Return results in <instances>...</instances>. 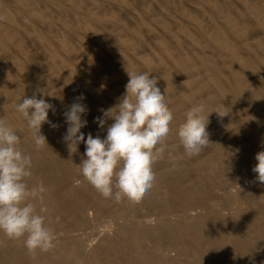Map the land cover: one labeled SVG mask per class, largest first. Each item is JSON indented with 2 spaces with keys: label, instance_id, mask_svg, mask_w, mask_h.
I'll return each instance as SVG.
<instances>
[{
  "label": "bare ground",
  "instance_id": "obj_1",
  "mask_svg": "<svg viewBox=\"0 0 264 264\" xmlns=\"http://www.w3.org/2000/svg\"><path fill=\"white\" fill-rule=\"evenodd\" d=\"M139 1L145 5V8L144 6L142 8V14L146 17L147 15L152 16L156 25L153 23L149 25L145 22L139 11H134L137 8L134 9V4L129 0H0V119L16 134L31 133L27 121L16 111V107L24 98L36 95L37 91L33 87L47 80L44 85L48 84L51 90L49 93L40 95L39 99L42 98L52 105V109L48 112V120L58 118L56 116L60 115V112L57 111V108L64 107L65 112L74 102L82 103L88 111L82 116V119L87 120V126L81 130L86 132L89 130L95 138L98 136L96 133H99V129L97 131L93 128L95 124H98L94 120L96 117L103 116L102 109L113 108L119 103L120 98L125 94V85L129 81L128 72H148L150 78H157V87L160 88L162 94H165L172 113L174 110H176V114L179 111H185L180 114L184 116L180 119L173 115L170 132L165 140L178 138V128L186 119L187 110L184 108V103L191 102V97H194L195 94L204 92L202 93L206 95L203 98L204 115H209L208 138L210 143H214L209 145L215 147L214 153H216L213 155V159L216 158L214 162L212 159L205 163L212 164L213 162L215 164L220 158L222 164L229 165L230 174H232L231 169L233 168L232 176L235 179V177H242L241 168L243 166L241 167L240 163L246 160L245 165L250 169L247 171L252 172L256 177L257 174L252 171V168L258 163L255 157L258 152L264 151V77L261 74L258 76V80L261 79L263 86L262 91L257 88V82L254 79L258 74L256 70L262 68L264 71V54L262 60L260 59L262 67L254 66L249 58L251 51L247 46H244L242 38L247 40L250 36L264 32V28H262L264 26V0H237L238 5L233 4L235 6L227 2L231 5H228L230 10L227 9L225 0ZM173 5L176 6L173 7ZM167 6L175 8L180 15L189 19L185 22L191 25L192 30H188L190 26L188 27L187 24L188 28H185L184 25L182 37L187 45H190V50L184 43V47H182V37L174 35L171 31L172 27L166 21L156 17L155 14L159 15V13L154 12V8L163 14L162 10H166ZM241 8L244 9L241 11ZM178 18L173 21L176 23ZM146 20L148 19L146 18ZM252 20L254 25H250ZM176 26L173 27L177 30L179 23ZM189 31H192V34ZM157 33L158 35L160 33L159 36L162 34L166 37L162 36L152 46H150L149 40V42H145V39H151ZM260 37L256 43L261 45L264 50V36L261 39ZM254 70L256 73L253 72ZM189 74L192 79L185 80ZM200 74L202 79L197 80L196 77ZM101 93H104L105 97L100 95ZM81 95L83 96L82 100L78 99ZM193 106L195 105L192 104L191 107ZM216 111L226 115L221 117ZM113 113H115V109ZM255 124L260 125V127L256 126L259 129L252 128L251 125ZM18 147L20 148V145ZM32 150L34 149L32 148ZM36 154L31 155V160H35ZM33 168L35 169L34 165ZM34 183L36 184V182ZM260 184L264 186V183ZM261 185H259L260 188H262ZM233 188L235 190L232 192L235 194L236 189L239 190V188L236 186ZM45 197L48 196L45 195ZM51 199L53 200V198ZM189 214L194 218L199 216L196 217V213ZM237 217L235 215L232 219L235 220ZM224 218L226 217L224 216ZM106 235H102L103 238L110 241L108 234ZM99 237L95 242H93L94 238L92 242L90 241L91 243L83 242L82 245L77 244L75 240L67 242L68 254L75 256L78 247H82L81 250H84L82 251L83 255L89 253L90 250L94 251L95 246L104 241L100 234ZM240 238L238 239L243 241ZM246 238L245 241L248 240ZM53 255L50 254L52 257ZM209 255V259L213 260V263L218 260V256L216 257L214 252ZM247 256L245 255V257ZM172 257L174 258V256ZM37 258L40 257L37 256ZM236 258L239 257L236 256ZM249 259L254 264H264L258 254L249 253ZM188 260H190V256ZM96 262L99 264V261ZM146 264L148 263L146 262ZM158 264L164 263L158 262Z\"/></svg>",
  "mask_w": 264,
  "mask_h": 264
},
{
  "label": "rangeland",
  "instance_id": "obj_2",
  "mask_svg": "<svg viewBox=\"0 0 264 264\" xmlns=\"http://www.w3.org/2000/svg\"><path fill=\"white\" fill-rule=\"evenodd\" d=\"M129 1L134 4V7L133 5L132 7L134 9L137 8L134 11H139L140 16H143L142 19H144L145 22L149 25L152 23L155 24V20L152 16L147 15L146 17L142 14L141 11L143 6L145 8L142 1L135 0L134 3L133 0ZM234 1L225 0L228 10H230L229 6H231L229 3H232V5H238V1ZM175 6L173 5V7ZM173 7H165L166 10H162L163 14H161L156 8H154V12L159 13V15L155 14L156 17L158 16L159 18H162L172 27L171 31L174 35L182 37L184 31V28L182 27L184 25L185 28L190 26L188 30H192V28L189 23L185 22L186 20L189 21V19L184 18L180 15L179 11ZM242 9L244 8H241L240 10L242 11ZM174 16L175 18L181 17L182 19L178 18L175 23V21H173L175 20ZM146 18L149 21L146 20ZM251 22L250 25H254V21L252 20ZM178 23L179 27H177ZM180 24L182 25L180 26ZM257 25H259V23ZM173 26H176L179 31ZM152 27L154 28V26ZM262 28H264V26H262ZM193 32L195 31L193 30ZM190 33L192 34V31ZM159 35L157 33L154 36L158 39L153 37L151 39H145V42L147 43L150 41V46H152L160 40L162 36L163 38L166 37L162 34L161 36ZM263 36L264 32L250 36L247 40L246 38H242V41L244 40V46H247L251 51L249 58L254 66L258 65L259 67H262L261 60L264 50L261 48V45H258L256 42L259 37L261 39ZM181 42L182 45L183 43L186 44L185 46L190 50V45H187L184 37L181 38ZM182 47H184V45ZM144 53L147 54L148 52ZM140 56L142 55L140 54ZM253 72H255V70ZM256 72L258 74L256 75L257 78L254 80L257 82V88L262 91L263 86L261 79H259V82L258 76L261 74L264 77V71L262 68H259ZM201 74L198 75L199 77H196L197 80L202 79ZM191 77L192 76L189 74L185 80H190L192 79ZM46 82L47 80H44L33 87L37 91L35 95L37 99L40 98V95L50 92V86L48 84L46 85L47 87L44 85ZM202 93H197L194 97H191V102L184 103V108L189 111L192 104L203 105V98H205L206 95H203ZM200 94L202 95L199 96ZM100 95L105 97L104 93H101ZM57 111L60 112V115L58 114L56 116L58 118H52L49 121L59 127L53 128L47 122L42 124V134L46 137L47 142L42 148H36L32 139L31 130H29L31 132L29 134H17L21 141L19 144L20 150L24 154H29L30 156L32 154L34 155V153L38 154V156L36 154L34 158L35 160H32V175L28 177V181L26 178V183L29 188L38 186L42 183L45 188V191L42 194V201L31 199L30 202L35 205L37 213L45 217V226L53 230L55 234L54 244L56 245L53 247L54 249H51L52 252L50 251V253L49 251L42 252L40 250H37L38 252L35 251L30 253L24 246L23 240L9 239L2 231H0V264H96V261H99V264H144L145 261L148 264H158V262L171 264L173 260L174 263L172 264H212L213 260L209 259V254L213 252L216 257L218 256V260L214 261L213 264H254L250 260L251 258L249 259V253L254 255L258 254L264 261V186L257 181L252 172L247 171L250 169L245 165L246 160L240 163L241 167L243 166L241 168L242 177H235V179H233V168L231 169L232 174H230L228 171L230 170L229 165L222 164L220 158L218 162L215 164L213 163L214 160H216V158L213 159V155H216V153H214L215 147L213 148V146H210L209 144L213 145L214 143H209L198 155L189 157L186 155L179 137H176L173 140H165V143L169 148L164 153L163 157L153 164L155 181L151 189H149L138 202L129 201L124 198L117 203L114 199L103 198L81 174L79 165L81 164L82 159L86 158L84 155L86 145L81 142L76 153H69L67 143L63 140V137L67 132V129H65L67 124L65 123V117H63L64 107L57 108ZM183 113H185L184 110L177 112V114L176 110L173 111V115L178 119L184 117L180 115ZM113 122L112 119H106V126L101 129L98 124H95V127L93 128L95 130L99 129V133H96V135H99L101 139L105 138L107 135V127ZM170 125L172 124L170 123ZM251 126L255 129H259L257 127H260L259 124ZM81 132L84 133L85 139H87V135L90 131L87 130L86 132L85 130H81ZM245 144L248 143L245 142ZM169 151L173 157L176 155L174 159L169 157ZM212 159V164L205 163V161ZM33 165L36 170L33 168ZM259 185H261L262 188H260ZM234 186L239 188V190L236 189L235 194L232 192L235 190L233 188ZM55 193L56 195H54ZM45 195L48 197H45ZM51 198H53V200ZM227 199L231 201H227ZM210 202L213 203L212 206ZM224 202L226 203L225 206ZM189 213H196V217L199 215L197 217L198 220H196L197 218L190 216ZM233 215H236V217L239 216L240 218L237 217L233 220ZM224 216L226 218H224ZM220 217L223 218L220 219ZM102 226L104 227L102 228ZM145 228L147 231H145ZM104 233L108 234V238H110V241L108 240L109 242L103 238L102 235H106ZM99 234L104 241L100 242V245L97 244L95 246L96 251L90 250L89 253H86V256V254L83 255L82 253V251H84L81 250L82 247H78L79 249L77 253H75V256L74 254H68L69 249L66 246L67 242L70 243L75 240L77 244L82 245L83 242H92L94 238L93 242H95L96 238H100ZM239 235H243V237ZM248 236L250 237V240ZM240 237L243 241L238 239ZM245 238L248 240L245 241ZM252 244L254 245V248ZM166 250L167 252H165ZM153 251L154 253H152ZM172 252H174L175 255L174 253L171 255ZM50 254H54V258L50 256ZM151 255H154V257ZM245 255L248 256L245 257ZM37 256L40 258H37ZM83 256L86 257V259H84ZM172 256H174V258ZM189 256L190 260H188ZM236 256L239 258L237 259ZM142 258L144 261L143 263ZM198 258L200 260L202 259V261H199Z\"/></svg>",
  "mask_w": 264,
  "mask_h": 264
},
{
  "label": "clouds",
  "instance_id": "obj_3",
  "mask_svg": "<svg viewBox=\"0 0 264 264\" xmlns=\"http://www.w3.org/2000/svg\"><path fill=\"white\" fill-rule=\"evenodd\" d=\"M128 72V71H127ZM129 81L125 94L113 108L102 109V117L94 122L104 128L106 119L114 122L107 127V135L101 139L81 129L87 126L82 119L87 107L74 102L64 112L68 125L63 140L69 153H76L81 142L85 143V159L80 171L90 185L105 199L119 203L126 198L138 202L151 189L155 181L153 164L168 150L165 138L170 132L173 113L165 94L157 87V78L148 72H128ZM78 99H83V96ZM52 105L35 95L24 98L16 107L27 121L37 149L47 144L41 133L43 123L59 127L48 120ZM115 109V113L113 110ZM203 105H195L186 113L185 121L178 128L180 143L189 157L198 155L209 142L208 116ZM223 117L225 113L216 111ZM20 137L0 119V231L9 239L23 240L32 253L50 251L55 234L45 226V217L38 214L31 199L43 200V184L29 188L26 178L32 175V160L18 145ZM169 157L174 159L169 151ZM258 163L252 168L256 179L264 183V151L256 154Z\"/></svg>",
  "mask_w": 264,
  "mask_h": 264
}]
</instances>
